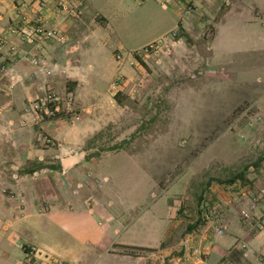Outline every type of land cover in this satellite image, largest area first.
<instances>
[{"label":"crops","instance_id":"crops-1","mask_svg":"<svg viewBox=\"0 0 264 264\" xmlns=\"http://www.w3.org/2000/svg\"><path fill=\"white\" fill-rule=\"evenodd\" d=\"M38 1L0 0V61L8 65L0 77V264H173L184 238L207 248L209 264H262L256 252L264 254V231L257 234L235 211L223 212L221 235L214 224L198 222L181 237L178 199L151 212L131 175L118 188L112 164L59 156L38 140L43 130L65 145L84 142L96 130L90 122L97 128L103 118L101 95L118 69L128 71L131 55L158 39L202 59L205 73L234 75L238 82L254 73L261 80L264 0H44L45 7ZM20 13L28 20L42 16L61 39L37 46L12 32L22 25ZM115 53L125 55L122 66ZM33 55L39 65L31 63ZM46 86L72 94L76 107H95L99 116L83 113L72 127L59 118L38 129L23 109ZM40 156L49 168L33 175ZM89 175L98 178L92 189Z\"/></svg>","mask_w":264,"mask_h":264},{"label":"rangeland","instance_id":"rangeland-1","mask_svg":"<svg viewBox=\"0 0 264 264\" xmlns=\"http://www.w3.org/2000/svg\"><path fill=\"white\" fill-rule=\"evenodd\" d=\"M180 35V30L174 32L176 38ZM168 45L145 47L131 55L128 71L118 69L111 83L120 77V86L115 89L110 83L101 95L106 100L100 107L106 110L101 119L95 107H76L70 93L56 94L59 107L52 113L47 86L23 113L38 129L59 118L72 127L83 113L90 118L97 114L101 122L92 128L89 121L96 130L84 142L73 139L75 143L65 145L41 129V147H54L59 156H79L89 163L103 159L104 167L109 163L115 167L111 174L120 180L118 188H125L131 175L132 183L138 180L134 192L143 186L142 203L149 201L151 212L163 211L168 201L178 199L176 209L184 218L181 237L204 223L197 214L205 197L220 199L223 212L233 210L241 220L240 209H246L248 226L256 227L257 234L263 232L264 203L252 202L264 190V75L261 80H253L254 73L241 75L238 82L234 75L205 73L202 59H191L184 46ZM117 54L114 58L122 66L125 55L120 53L118 60ZM48 160L40 156L34 171H46ZM242 170L245 179L226 182ZM97 179L88 176L89 189ZM178 209H187V214ZM256 256L264 264V254L259 251Z\"/></svg>","mask_w":264,"mask_h":264},{"label":"built area","instance_id":"built-area-1","mask_svg":"<svg viewBox=\"0 0 264 264\" xmlns=\"http://www.w3.org/2000/svg\"><path fill=\"white\" fill-rule=\"evenodd\" d=\"M38 5L40 7H45L46 2L44 0H39ZM19 19L22 23L20 25V28L14 27V30L12 32H17L19 35H21L23 38H25L28 41L34 42L37 46L45 41L49 40H57L61 39L60 34L56 29L49 28L46 26V20L42 16H37L35 19L28 20L27 17L20 13ZM18 29V31H17ZM174 36V33L172 34ZM163 39H158L157 41L151 42L148 45H146L147 48H153L156 45L162 44ZM118 60L121 58V54L118 53L117 55ZM30 61L33 65H39L41 63V59L37 56H32L30 58ZM8 65L7 63L0 61V77H4L7 73ZM120 77H117L111 85L117 89L120 86ZM13 82H18V78L15 77L13 79ZM48 83V82H47ZM46 83V85H47ZM48 87V86H47ZM49 89V87H48ZM51 94L48 95L49 101L52 102V105H54V109L52 111L55 112V110L59 107L60 99L56 96V92H54L52 89H50ZM66 102H71V99H68ZM44 104V102H42ZM38 106V105H37ZM38 171H34L32 174L36 175ZM258 197H256V200L252 202V206H255L256 202L262 201L264 203V190L257 193ZM258 202V203H260ZM181 209H178V211ZM199 213L197 214V217L203 221L204 223H212L215 226V233L216 234H223L224 229L226 228V224L223 221V209L221 208V202L220 199H212L211 197H205L201 200L199 207H198ZM182 213L187 214V209H182ZM240 215L243 217L244 220H248L250 218L249 213L246 209L242 208L240 209ZM208 250L205 246L200 245H193L190 243V241L186 238L181 240V249L179 253L174 258L173 264H209L207 260ZM50 264H64L60 260H53L50 262ZM222 264H235L233 262H224Z\"/></svg>","mask_w":264,"mask_h":264},{"label":"trees","instance_id":"trees-1","mask_svg":"<svg viewBox=\"0 0 264 264\" xmlns=\"http://www.w3.org/2000/svg\"><path fill=\"white\" fill-rule=\"evenodd\" d=\"M241 179H245V175H244V171L243 170L237 172L235 175L230 177L226 182L231 184V183L235 182L236 180H241ZM219 182H222V181H219ZM190 229H191V227L189 228V230Z\"/></svg>","mask_w":264,"mask_h":264}]
</instances>
